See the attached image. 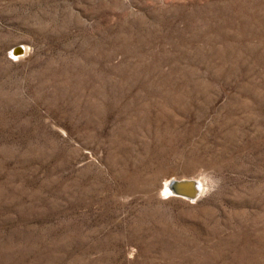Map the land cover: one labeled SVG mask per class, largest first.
Masks as SVG:
<instances>
[{
  "label": "rangeland",
  "instance_id": "obj_1",
  "mask_svg": "<svg viewBox=\"0 0 264 264\" xmlns=\"http://www.w3.org/2000/svg\"><path fill=\"white\" fill-rule=\"evenodd\" d=\"M0 264H264V0H0Z\"/></svg>",
  "mask_w": 264,
  "mask_h": 264
},
{
  "label": "water",
  "instance_id": "obj_2",
  "mask_svg": "<svg viewBox=\"0 0 264 264\" xmlns=\"http://www.w3.org/2000/svg\"><path fill=\"white\" fill-rule=\"evenodd\" d=\"M166 187L170 196L194 200L199 195L200 183L192 179H172L167 183Z\"/></svg>",
  "mask_w": 264,
  "mask_h": 264
},
{
  "label": "bare ground",
  "instance_id": "obj_3",
  "mask_svg": "<svg viewBox=\"0 0 264 264\" xmlns=\"http://www.w3.org/2000/svg\"><path fill=\"white\" fill-rule=\"evenodd\" d=\"M15 53H16L17 55L21 54V53H22V49H21V48H18V49L15 51ZM166 186H167V185L164 186V191L166 192V195L170 196V194H169V192H168ZM202 191H204V190H203V187L200 186V187H199V194H201ZM165 192H164V194H165ZM164 198H165V197H164ZM189 201H190V200H189ZM191 201H192V200H191Z\"/></svg>",
  "mask_w": 264,
  "mask_h": 264
}]
</instances>
